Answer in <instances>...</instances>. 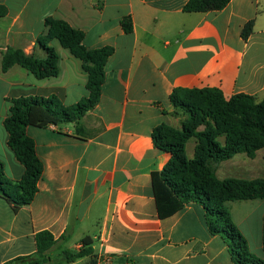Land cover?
I'll return each instance as SVG.
<instances>
[{"label": "crops", "instance_id": "0c3cea01", "mask_svg": "<svg viewBox=\"0 0 264 264\" xmlns=\"http://www.w3.org/2000/svg\"><path fill=\"white\" fill-rule=\"evenodd\" d=\"M189 0H0V162L7 180L18 182L23 166L7 145L4 120L9 100L55 97L70 108L88 97L81 60L53 39L56 77L39 80L21 67L2 69L8 49L45 59L37 38L47 19L83 34L88 50L111 48L98 104L78 121L26 128L42 164L37 193L14 209L0 195V264L35 253L34 237L49 232L63 241L48 253L77 252L89 238L88 264H233L230 243L212 234L202 206L187 204L160 219L151 175L170 155L156 149L151 134L171 126L175 89H218L228 99L264 96V0H231L220 10L185 13ZM132 31L125 33L121 22ZM253 21L246 41L241 31ZM193 142V147H194ZM189 159L192 150L187 151ZM215 177L264 181V147L253 158L238 154L221 162ZM248 251L263 259L264 200L227 203Z\"/></svg>", "mask_w": 264, "mask_h": 264}, {"label": "trees", "instance_id": "16d2710c", "mask_svg": "<svg viewBox=\"0 0 264 264\" xmlns=\"http://www.w3.org/2000/svg\"><path fill=\"white\" fill-rule=\"evenodd\" d=\"M231 0H189L183 7L185 13H207L224 9ZM4 13L0 10V16ZM125 33L132 31L128 20L122 21ZM45 33L37 38V47L45 52V59L28 57L18 50L8 49L2 59L3 71L20 65L39 80L56 77L58 56L49 47L56 39L72 56L81 60L88 74V97L70 108L62 107L55 98H19L9 100L10 108L4 120L8 134L7 145L25 172L18 182L9 181L0 162V195L14 209L29 205L37 193L42 164L36 156L34 142L26 135V128H46L58 123L78 121L99 102L104 81V67L111 48L88 50L83 45V34L66 23L47 19ZM253 21L246 23L241 38L251 35ZM172 115L182 116L180 129L160 125L153 129L151 139L156 149L168 153L170 158L160 173L151 175L152 194L160 219L172 216L187 204L203 207L205 223L212 234H220L236 244L230 246L233 264H264L263 259L253 257L245 239L232 223L227 203L264 200V181L223 180L215 177L218 164L238 154L253 158L264 147V96L256 98L236 94L224 98L218 89H175L169 97ZM194 141L193 157L187 158L186 143ZM42 231L35 235V253L16 258L3 264H61L73 263L93 254L89 238L81 240L77 252L63 250L58 260L50 261L48 253L58 242ZM239 250L240 253L237 251ZM264 253V217H263ZM88 264H95L92 260Z\"/></svg>", "mask_w": 264, "mask_h": 264}, {"label": "rangeland", "instance_id": "374dc122", "mask_svg": "<svg viewBox=\"0 0 264 264\" xmlns=\"http://www.w3.org/2000/svg\"><path fill=\"white\" fill-rule=\"evenodd\" d=\"M171 116L174 119V123L170 127L175 128V129H180L181 123L184 120V118L182 116H176V115H172V114H171ZM193 142H194L193 140H189L186 143V146H185L186 156H187V151L192 150V148L194 150ZM187 158H188V156H187ZM227 241L230 243V246H232L234 249L236 248L235 242H233L231 239H228ZM237 251L240 253L239 250H237Z\"/></svg>", "mask_w": 264, "mask_h": 264}, {"label": "built area", "instance_id": "2783aa9c", "mask_svg": "<svg viewBox=\"0 0 264 264\" xmlns=\"http://www.w3.org/2000/svg\"><path fill=\"white\" fill-rule=\"evenodd\" d=\"M80 248H82V245H80Z\"/></svg>", "mask_w": 264, "mask_h": 264}]
</instances>
